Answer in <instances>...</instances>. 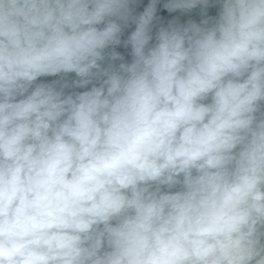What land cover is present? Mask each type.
Masks as SVG:
<instances>
[{"label": "clouds", "instance_id": "9594fccd", "mask_svg": "<svg viewBox=\"0 0 264 264\" xmlns=\"http://www.w3.org/2000/svg\"><path fill=\"white\" fill-rule=\"evenodd\" d=\"M138 3L0 0V264H264V0Z\"/></svg>", "mask_w": 264, "mask_h": 264}, {"label": "water", "instance_id": "95a60500", "mask_svg": "<svg viewBox=\"0 0 264 264\" xmlns=\"http://www.w3.org/2000/svg\"><path fill=\"white\" fill-rule=\"evenodd\" d=\"M164 2L165 0H161V3L157 5L156 15L158 19H156L153 22V28H152L153 41L152 43H155V33L158 31V29L162 26L167 27L170 21L175 20L180 25H186L190 21L199 24L203 19L207 17H215L219 11V5H214L207 9L206 15L202 13L201 6H197L196 8L188 12H181L177 10L175 12L169 13L166 9L163 8ZM148 3H149V0H139V3L134 6V15H139L144 10V8L147 6ZM134 28H135V25L132 23H130L127 28H124L122 35H121L122 42L123 40L127 38L130 32L134 30ZM113 50L119 52L123 56L124 59L122 61L121 60L111 61L108 58V54ZM131 60H132V56H131L130 47L125 48L122 43L120 46L115 47V49L113 48V46H109V48L105 50V60L101 61L100 64L102 68H108L109 65H111L114 69H118L120 63L122 62L130 63ZM76 79L78 78L76 77L75 73H70V74H67V76H63L61 74L57 76L40 77L38 78L36 83L37 84L52 83L53 81H60L61 83H63L64 81H67L69 83V87L64 89V92L67 95L71 93H78V92L90 90L93 85L100 86V83L102 82L103 78L93 80L92 84H89L88 86L84 88H77V87L72 86V81H75ZM34 86L35 85H33V87ZM56 87L59 90V84H57ZM261 110L264 111V102L261 103ZM177 190H179V186L171 189V191H177ZM162 191H169V190L167 188H162Z\"/></svg>", "mask_w": 264, "mask_h": 264}]
</instances>
